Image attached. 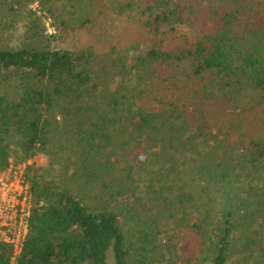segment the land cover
Listing matches in <instances>:
<instances>
[{"label": "trees", "instance_id": "16d2710c", "mask_svg": "<svg viewBox=\"0 0 264 264\" xmlns=\"http://www.w3.org/2000/svg\"><path fill=\"white\" fill-rule=\"evenodd\" d=\"M41 153L16 264H264V0H0V172Z\"/></svg>", "mask_w": 264, "mask_h": 264}, {"label": "built area", "instance_id": "2783aa9c", "mask_svg": "<svg viewBox=\"0 0 264 264\" xmlns=\"http://www.w3.org/2000/svg\"><path fill=\"white\" fill-rule=\"evenodd\" d=\"M30 163H11L0 172V240L11 245L12 264L28 234L32 193L26 174Z\"/></svg>", "mask_w": 264, "mask_h": 264}, {"label": "rangeland", "instance_id": "374dc122", "mask_svg": "<svg viewBox=\"0 0 264 264\" xmlns=\"http://www.w3.org/2000/svg\"><path fill=\"white\" fill-rule=\"evenodd\" d=\"M31 7L33 8V9H39V7L37 6V4L36 3H33L32 5H31ZM38 14H40V12H39V10H38ZM43 20H46V21H44L45 22V26H46V32L47 33H55L56 32V30H55V27L52 25V23H51V19L50 18H46V19H44L43 18ZM255 133V132H254ZM259 133H260V131H258L257 130V133L255 134V135H252V136H259ZM251 136V135H250ZM28 161H30L31 163L29 164L31 167L32 166H34V165H37V166H41V165H45L46 164V158H45V156L41 153V154H39V155H37L34 159H31V160H28ZM27 162V161H26ZM26 162H23V163H26ZM14 164V163H13ZM20 164H22V163H20ZM15 165V164H14ZM27 170H28V168H27ZM236 184H238V183H236L235 182V185ZM241 185V184H240ZM243 198V197H242ZM244 199V198H243ZM254 207H255V205H254ZM133 225V224H132Z\"/></svg>", "mask_w": 264, "mask_h": 264}]
</instances>
